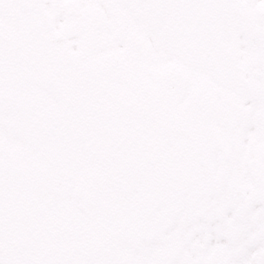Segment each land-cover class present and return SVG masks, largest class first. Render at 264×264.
<instances>
[{
    "label": "snow or ice",
    "instance_id": "6c2138e0",
    "mask_svg": "<svg viewBox=\"0 0 264 264\" xmlns=\"http://www.w3.org/2000/svg\"><path fill=\"white\" fill-rule=\"evenodd\" d=\"M0 264H264V0H0Z\"/></svg>",
    "mask_w": 264,
    "mask_h": 264
}]
</instances>
